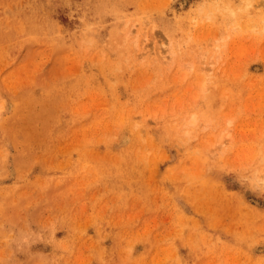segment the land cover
<instances>
[{
  "label": "rangeland",
  "instance_id": "374dc122",
  "mask_svg": "<svg viewBox=\"0 0 264 264\" xmlns=\"http://www.w3.org/2000/svg\"><path fill=\"white\" fill-rule=\"evenodd\" d=\"M0 264H264V0H0Z\"/></svg>",
  "mask_w": 264,
  "mask_h": 264
},
{
  "label": "bare ground",
  "instance_id": "6f19581e",
  "mask_svg": "<svg viewBox=\"0 0 264 264\" xmlns=\"http://www.w3.org/2000/svg\"><path fill=\"white\" fill-rule=\"evenodd\" d=\"M163 57H164V55H163ZM123 138V137H122ZM124 140H125V138H123Z\"/></svg>",
  "mask_w": 264,
  "mask_h": 264
}]
</instances>
